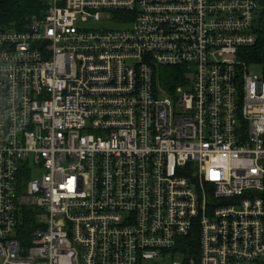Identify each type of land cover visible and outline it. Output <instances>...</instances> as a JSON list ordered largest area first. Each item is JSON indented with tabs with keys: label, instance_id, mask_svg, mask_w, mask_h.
Returning <instances> with one entry per match:
<instances>
[{
	"label": "built area",
	"instance_id": "obj_1",
	"mask_svg": "<svg viewBox=\"0 0 264 264\" xmlns=\"http://www.w3.org/2000/svg\"><path fill=\"white\" fill-rule=\"evenodd\" d=\"M261 65L264 0H47L0 28V264H264Z\"/></svg>",
	"mask_w": 264,
	"mask_h": 264
},
{
	"label": "trees",
	"instance_id": "obj_2",
	"mask_svg": "<svg viewBox=\"0 0 264 264\" xmlns=\"http://www.w3.org/2000/svg\"><path fill=\"white\" fill-rule=\"evenodd\" d=\"M46 9L47 0H0V28L26 30L32 17L43 16ZM184 76L182 69L161 68L159 77L164 87L171 88L180 85ZM31 230L27 228L25 234L30 235Z\"/></svg>",
	"mask_w": 264,
	"mask_h": 264
},
{
	"label": "rangeland",
	"instance_id": "obj_3",
	"mask_svg": "<svg viewBox=\"0 0 264 264\" xmlns=\"http://www.w3.org/2000/svg\"><path fill=\"white\" fill-rule=\"evenodd\" d=\"M111 18V14L109 15H103L102 21L109 24V20ZM251 75H257L259 77L264 76V66H253L250 69ZM186 260V257L183 253L176 252V253H170L169 255H166L165 257H162L159 260L147 262L146 264H184Z\"/></svg>",
	"mask_w": 264,
	"mask_h": 264
}]
</instances>
